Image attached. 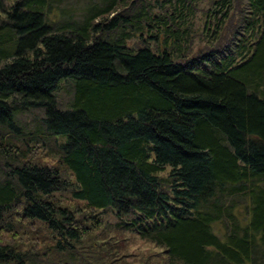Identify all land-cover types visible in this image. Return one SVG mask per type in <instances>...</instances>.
Listing matches in <instances>:
<instances>
[{"label": "trees", "instance_id": "16d2710c", "mask_svg": "<svg viewBox=\"0 0 264 264\" xmlns=\"http://www.w3.org/2000/svg\"><path fill=\"white\" fill-rule=\"evenodd\" d=\"M61 1L0 0V264H118L103 214L166 264H264V0H211L194 51L201 0H85L55 26Z\"/></svg>", "mask_w": 264, "mask_h": 264}, {"label": "rangeland", "instance_id": "374dc122", "mask_svg": "<svg viewBox=\"0 0 264 264\" xmlns=\"http://www.w3.org/2000/svg\"><path fill=\"white\" fill-rule=\"evenodd\" d=\"M210 1L211 0H201V2L199 3L196 15L193 17L194 20L192 29L194 33L191 35V33H188L186 30H184V34L185 32L188 33V39L192 37L191 41L193 51L201 48L207 42L204 25L205 21H208L211 12L215 16H218L220 13L217 7L210 5ZM56 6L57 7L53 6V8L49 12L50 18L55 21L53 25L56 26V23L58 22H68L70 24H73L75 21H79L82 18L85 0H62L61 3L57 4ZM210 19H213V17H210ZM133 43L128 42V46L129 44L133 45ZM73 97V83H71V87L62 86L56 93L58 105L62 109H66L70 106L69 101L72 102ZM27 112H29V114H26L24 118L25 121L29 124L28 129H31L35 126V120L33 121V119H36L38 121V118L43 115L44 111L42 109H30V111ZM24 127L26 129V132L30 131L26 128L25 125ZM33 130L34 129H31V132ZM31 146L33 145L31 144ZM46 150H48V148L43 147V149H40L36 155L32 156V161H35L37 164L41 165L48 162H54L56 166H60L58 164L57 157L48 155V152ZM63 197H69V194L66 192ZM79 204L83 205L82 203ZM100 218H102L103 226L99 230H102V232L98 231L96 233V237L98 238V240L101 239L105 241L108 239H113V242L115 243L114 248L118 247V250L123 253L124 257H127L123 259H121L120 257V259H118L117 261L118 264H166V259L163 256L162 249L155 247L153 244L142 241L130 233L127 234L124 232H119L114 226L115 220L110 214H103L100 216ZM104 230L106 231L103 232ZM214 230L218 233L224 232V228L220 224H215ZM100 251L101 253H103L102 249H100ZM147 259L150 260L147 262Z\"/></svg>", "mask_w": 264, "mask_h": 264}]
</instances>
